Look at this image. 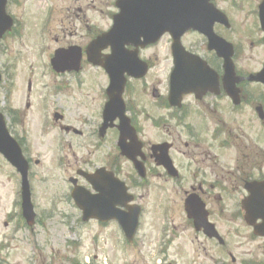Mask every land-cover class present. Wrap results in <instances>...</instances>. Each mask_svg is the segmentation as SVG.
<instances>
[{
  "label": "flooded vegetation",
  "instance_id": "flooded-vegetation-1",
  "mask_svg": "<svg viewBox=\"0 0 264 264\" xmlns=\"http://www.w3.org/2000/svg\"><path fill=\"white\" fill-rule=\"evenodd\" d=\"M82 1L72 0L71 2L70 0V3L67 5L69 8L67 9L68 18L66 21L56 20L55 22H57V26L61 25L58 28L59 33L62 35L68 32L70 37L76 35L79 31L76 25V22H78L80 29L86 30V42L82 41L81 38L80 41H76V44L61 45L52 50L48 47V49L46 48L47 52L51 50V53H56L69 48H77L82 54L89 44L110 29L111 22L117 12L114 4L118 0H111L109 3L110 9L105 14L108 26L105 29L94 25V19L99 22V16L95 14L99 13L100 8L97 9L95 7L94 1H92L93 5L86 3L87 7L83 5ZM221 1L223 0H216L215 4L217 5ZM262 2L263 0H244L241 3H237L238 7H236L235 0L226 2V6L222 9L225 10L223 13L228 19L229 27L215 25V33L232 43L233 46L235 43L242 44V38L251 35L257 39L258 45L262 47L263 33L259 11ZM34 4L42 5L40 3H30L26 6L25 10V2H22V0H9L6 12L12 19L13 27L3 37L1 45L8 37H17L23 28L24 19L26 21L33 19L28 26V30L35 26V33H37L39 27L40 30L45 29L46 24L52 18L53 12L61 14L60 10L55 11L53 9L56 6L43 5L44 12L42 15L36 14L37 19H34ZM241 6H244L246 10L242 9ZM233 10L237 14L239 11H244L243 13L246 14L248 24L244 20L243 23L245 25L235 23L234 20L235 24H232L229 15L231 19H234V17L232 18ZM243 13H239L241 17H243ZM86 18L85 25L83 20ZM69 19L70 22H68ZM250 21L251 24L249 25ZM69 26L70 29H66ZM185 40L190 45H184L183 51H188L196 60H199V64L203 63L206 69L207 63L213 69L215 67L214 70L219 76L218 96L207 92L200 98H197L193 94L183 95L179 104L170 108L166 100L167 95L161 99L154 92L152 94V97H154L152 101H156V99L160 103L165 101L166 106L160 104L156 111L157 113L154 116L149 114L148 117L147 115H138L140 112H147L146 106L142 104L143 102L146 103L145 95L147 94V90L144 88V83L138 85L145 78L143 77L144 79L142 80H127L124 92L127 101L125 104L126 117L130 122L131 128L134 130V140L136 141L132 144L130 140H127L125 145L136 149L135 159L139 162L143 172L142 178L137 174L132 163L121 157L116 148L118 133L116 126L118 123L108 124L103 120L102 111L107 99L105 91L108 80L105 78L103 84V81L99 82L103 78H95V75L101 73L99 71H92L90 73L92 68H87L85 74L89 73L90 82L96 90L98 101L94 104L93 108L91 105L95 100H93L92 104L88 101V105L85 107L88 110L87 112L90 111L89 116H86L83 120H71L65 113L60 112L62 107L65 106L64 101L60 100L54 103L50 99L46 101V97H44L42 99L44 102H39L41 96L47 92L48 88L45 84H39V82L33 84L28 80L25 92L22 91L26 100V103L22 105L25 111L22 112L20 109L21 90L19 88H15L14 99L16 98L17 100H14V107L8 106L4 108L8 119V129L23 149L26 159L30 164V154L27 150L29 137L24 135V130L20 132V136L16 132L17 125L23 124L24 113H31L30 119L25 120L29 129L39 119V129H37L36 135L39 140L45 141L48 137L44 140L42 139V135L44 138L50 130L55 132L56 136H54L53 146L61 153L67 148L71 149V145L67 141L68 136L76 140L83 137L84 132L88 131L89 140L87 144L92 150L88 151L87 158L80 157L78 159L76 155H73L75 161L73 164L69 163L67 156H64L62 166H60L64 172V178L67 181L76 179L78 185L87 187L86 182L79 176L81 172L90 174L98 171L103 175V180L97 186L104 189L108 188L112 176L119 179L125 185L127 194L133 198L131 203L119 206L118 209L122 212H127L128 207L136 205L140 207L141 215H143L145 204L142 202L143 199L138 190L151 185L154 180L161 181L166 179L171 181V189L174 190L172 194L167 192L168 189L162 191V205L160 206L161 209H159L160 212L158 211L159 215L165 213L170 217V222H166V225H138L133 238L129 239L124 237L115 222L104 224L93 221L98 227L97 236L100 237L101 231L106 229V227L114 231L113 236H119L123 245V264H135L132 261L131 254L138 253L140 256H143L142 253L145 252L152 255V260L150 258L146 259L143 256L144 258H140V261L141 263L145 262L144 264H264V237L258 236L255 232V229H258V233H262L260 230L262 227L261 221L258 219L253 220L254 216H258L263 211L261 208H264V205H259L257 199L261 192L264 197V187L263 184L260 185V183L264 182V92L261 93V89L263 88L259 84L251 83L247 80L250 73L241 67V61L237 62V49L235 46L236 57L233 63L235 66L236 83L231 91L230 87L225 89L221 83V68L223 63L214 52L208 51L207 39L202 35L189 31L183 35V42ZM53 41L57 45L59 41L58 37L54 38ZM128 46L124 45L122 49H119L118 46L110 47L105 54L119 51H135L137 59L148 66V71L151 68H155L158 58L161 57L159 52L154 50L157 48V45L136 49ZM8 47H3L4 51H7ZM16 49L19 52L22 46L18 45ZM106 50L103 49V53ZM146 51L149 52V55L142 54L146 53ZM167 54V57L170 58L169 66L171 70L172 54L170 46ZM80 64V69L75 74H79L84 69L82 65L83 59ZM124 64L127 65L128 63ZM29 67L30 65L26 69ZM49 69L52 75L63 79L58 83L50 84V88L55 93V87L57 85L62 86L61 83L63 81L68 82L69 79L63 77L65 73L60 75L54 67H49ZM69 73L74 74V72ZM7 76L9 75L7 74ZM12 78L13 82H19L21 75L19 77L12 76ZM37 81L39 80L37 79ZM36 89L39 91L38 95ZM229 90L232 93L231 95L228 94ZM151 108L154 110L155 106L151 105ZM167 109L171 110V114L167 112ZM163 110L166 111V115H163ZM97 112L98 116L96 117ZM35 115L37 116L36 118ZM212 116H218L214 124L207 122L208 118ZM165 118H169L167 126H161V129L167 131L166 136H170V141H167L165 138L163 139V137L162 139L159 137L155 142L148 141L147 135H152L153 131L151 129H155V127H145L144 124L148 120L150 122L165 121ZM77 121L79 122L78 125H73ZM169 123L171 124L170 126ZM104 124L106 125L105 128H103ZM22 129H24L23 126ZM107 142L113 144L114 151L102 154L101 147ZM160 145L167 147L168 159L172 165L170 173L156 162V156L159 155V152L154 151L153 148ZM32 162L35 166L39 165L38 160ZM121 162L123 165H120ZM222 171L227 172V175H224ZM150 179H153V181L149 183ZM159 186L164 188L162 184ZM37 197V193L32 192V201L36 214V222L33 228H28L25 225L21 215L16 216L18 222L15 225H9L10 223H4L3 225L5 228L12 226L13 232L23 230L29 235V245L30 247L32 246L33 253L32 257H29L28 254L24 257L27 259L26 264H36L39 254L43 249H48L52 260L57 257L60 264H80L74 258H67L68 250L76 246L74 243L69 244L63 239L55 241L54 247H51L49 241L46 239L44 243L46 247H40L35 243L38 241L35 236L40 221V214L48 215V212L43 209L38 211L39 207L37 208L38 205H36L38 201ZM60 198V200L67 202L68 193L66 188H64ZM164 198L168 200L167 204H165ZM175 198H178V201ZM255 199L257 200L255 201ZM50 203L52 204L53 202L50 201ZM186 205H188L191 211L202 210L207 215V221L212 225V232L210 231V233L213 236L207 233L206 225L203 228H197L193 221L188 219L185 210ZM176 212L181 214L182 219L179 222L175 220L174 214ZM249 213L250 216H248ZM246 219L250 220V222H247ZM40 227L43 233L48 230L46 225H41ZM21 240H25V235ZM196 244L200 245V247L197 248ZM207 246L212 252H210ZM5 250L12 251L10 247L4 246L2 243L0 245V264H11L9 256H7L8 254H4ZM256 254H260V258L256 257ZM96 258L94 256L93 259L96 260ZM104 259L107 260V258Z\"/></svg>",
  "mask_w": 264,
  "mask_h": 264
},
{
  "label": "rangeland",
  "instance_id": "rangeland-1",
  "mask_svg": "<svg viewBox=\"0 0 264 264\" xmlns=\"http://www.w3.org/2000/svg\"><path fill=\"white\" fill-rule=\"evenodd\" d=\"M84 1V2H83ZM82 3L84 6L87 4H92V1H94L95 7L100 8L99 13L95 14L96 16H99V22L94 19V25H97L101 29H105L108 26V20L105 16L106 11L110 9L109 3L111 0H83ZM230 0H223L220 2L223 6H226V2ZM244 0H235L236 7H238V2L241 3ZM22 2H25V10L26 6L30 3H40L42 5H35L33 8V17L34 19H37L35 16L36 14L42 15L44 12V6H56L55 11L60 10L61 14L58 12L52 13V18L49 20V22L46 24V27L44 30H37V33H35V26L28 30L29 24L32 22L33 19L26 21L23 20V28L21 29L20 35L18 38H15L12 40H7L6 46H9L7 51L8 54L5 55L7 51L1 52L0 54V61L1 63H5L6 59H8V63L12 64L16 62L15 71H11V75L13 77H19L21 75V81L15 85V88H19L21 90V110L22 112L25 111L24 106L22 105L26 103V100L24 99V94L22 91L25 92V85H24V78L26 73H31L32 77V83L37 84H45L48 88L47 92L41 96V99L39 102H43V98L46 97V101L49 99L53 101L54 103H57L58 101H64L65 106L62 107L60 112L65 113L66 116L71 120H83L86 116H89V112H87V108L85 107L88 105V101L90 104H92L93 100L94 103L91 105L92 108L94 104L98 101L96 90L91 85L89 73H86V69L89 68L88 66H84V69L76 75H70L65 74L63 77L69 79V81H63L61 83L62 86L57 85L55 87L56 91L53 93V89L50 88V84L58 83L62 81V78L53 79L56 76L52 75L49 64L52 60V53L51 50L57 46H65L70 45L72 43L76 44V41H80L82 38V41L87 40L85 38V32L86 30L80 29V25L78 22H76V25L79 29L76 35L69 36V33L66 32L65 34H60L58 28L61 27L57 26L56 20H62L66 21L67 17V5L70 3V0H22ZM72 2V0H71ZM81 2V1H80ZM79 2V3H80ZM44 5V6H43ZM75 6V5H74ZM77 6V5H76ZM80 6V5H79ZM87 7V6H86ZM52 8V7H50ZM241 8L245 9L244 6H241ZM246 10V9H245ZM234 11V10H233ZM244 11H239V13H243ZM238 13V14H239ZM231 19L230 15L229 18L232 22V24L238 23L243 24V20L246 21L248 24V20L246 19V14L243 13V17H241V14H237L236 11L232 13ZM235 14V15H234ZM237 17V18H236ZM250 18V17H249ZM86 19L83 20V23L86 25L85 22ZM234 20V22H233ZM70 22V19L68 20ZM72 22V20H71ZM44 23V22H43ZM75 24V23H74ZM251 24V21L249 25ZM246 27V26H245ZM66 29H70V26ZM71 31V30H70ZM36 34V35H35ZM58 37L59 41L56 45L53 41L54 38ZM241 39V38H239ZM243 42L245 43L244 49L242 51L239 49V58L238 61H241V66L246 71H256L257 69H260L262 62L264 61V46L260 47L261 45H258L257 39L255 37L245 36L242 38ZM169 40L164 39V41L158 46L155 51L159 52V55L161 56L158 58L156 62L155 68H151L148 75L145 76V80L142 83H139L138 85H142L144 83V88L147 90V94L145 95V102L142 104L146 106L147 112H140L138 115H147L149 117L150 115H155L158 109V106L160 104L162 106H166L165 101L160 103L159 100L156 99V101H152L154 97H152V94L155 92V94L159 95L161 99L165 98L166 96V74H167V68L170 65V58L167 57V50L169 51ZM21 45L22 49L19 51L18 54L17 50H9L10 46H18ZM259 46V47H258ZM48 47L51 48V50L47 49ZM17 48V47H15ZM47 48V49H46ZM41 49V50H40ZM45 50V52H44ZM108 52V49L104 51V53ZM149 52L146 51L144 54H148ZM149 55V54H148ZM17 56H18V62H17ZM145 57H147L145 55ZM30 65L28 69L26 67ZM170 67V66H169ZM92 68V67H91ZM92 71H101L100 69L92 68L90 73ZM103 75L96 74L95 78H100ZM92 78V76H91ZM37 79L39 81H37ZM104 79H101L99 82L104 83ZM10 82V77H9ZM101 84V86H102ZM100 86V89H101ZM6 87V86H5ZM62 87V88H61ZM36 88V87H35ZM37 90V89H36ZM14 92L15 89L12 91L11 99L13 101L11 102V106L14 107ZM101 93V92H99ZM262 93V90H261ZM39 94V91L37 90V95ZM7 95V91L2 88L0 90V100L3 102V105L5 108H7V103L5 102V96ZM143 100V98H142ZM63 102V104H64ZM152 106H155V109L153 110L151 108ZM10 106V105H9ZM144 108V107H141ZM94 112V110H92ZM167 112L171 114V110L167 109ZM163 115H166V111L163 110ZM23 117V124L17 125L16 132H18L20 136V132L24 130V135H27L29 137L27 150L28 154L31 159H39L41 165L37 167H33L31 170V178H30V185L31 190L34 193H37V208L39 207L38 211L41 209L48 212V215H42L40 214V221L37 227V234L36 238L38 239L37 242H35L40 247H46L45 239L49 241L51 247H54V242L60 239H63L66 242H76V246H73L70 248L67 252V258H74L78 263L84 264L88 261V264H123V245L119 239L118 235H114V231L108 227L101 231L100 237L97 236L98 227L93 222L83 223L80 220V213L74 208L73 204L69 200V193H70V185L67 182L66 178H64L63 171L61 168V163L64 159V156H67V160H69V163L71 162L73 164L74 158L73 155H76L78 159L80 157H86L88 151H91L92 149L88 146L87 142L89 140V133L88 131L84 132V136L81 138H77L76 140L74 138H71L70 136L67 137V141L69 145H71V149L67 148L63 151L61 154L60 162L56 152V150L53 149V140L55 132L50 130L48 132V135L44 136L42 135V139H47L45 141H41L37 138V129H39V119L35 121L34 124L31 125V129H29V126H27V123L25 120L30 119L31 113L26 112L24 113ZM98 116V112L96 117ZM25 117H27L25 119ZM37 116L35 115V118ZM170 118V117H169ZM169 118H165V121H147V123L144 124L145 127H155V129H151L153 131L152 135H147V139L150 142H155V140L159 139V137L162 139L165 138L167 141H170V136H166L167 131L161 129V126L166 125L167 126V120ZM218 116H212L208 118V121L210 124H214L217 121ZM78 121L74 122L73 125L77 124ZM171 124L169 123V126ZM21 126V127H20ZM22 126L24 129H22ZM158 127V128H157ZM169 134H171L169 132ZM250 136V135H249ZM246 139V138H245ZM84 147V148H83ZM102 154H106L108 152H113L114 147L111 142L105 143L101 147ZM241 150V149H240ZM58 158V159H56ZM81 158V159H82ZM55 159V161H53ZM120 165H123L121 162ZM224 175H227V172L222 171ZM71 174V173H69ZM153 179L149 180V183L152 182ZM19 178L14 173L13 169L9 167L0 157V244H4V246L10 247L12 251H4V254H8L9 256V262L11 264H26V257L27 254L29 257H32V246L30 247V237L27 234V232L21 230L20 232H11L12 226L9 228H5L3 225L4 223H10L9 225H15L17 221L16 216L20 214L19 209V195H17V191L19 189ZM162 184L164 188H161L159 185ZM172 183L170 180L163 179L161 181H153L151 185L145 186L142 189L138 190V193L142 196V202L145 204V212L143 215V219L141 222V225H163L170 222V217L166 215L165 213L159 215L158 211L161 209L162 201H161V193L164 190H167L170 194H172L174 189H171ZM64 188L67 189L68 198L67 202L65 200H60V196L64 190ZM172 196V195H171ZM170 196V197H171ZM174 198V197H173ZM56 200L58 201L56 203ZM176 201H178V198H175ZM50 201L53 203L51 204ZM165 204L168 203V200L164 198ZM17 202V203H16ZM56 203V204H55ZM43 212V213H46ZM47 214V213H46ZM163 215V216H162ZM165 215V216H164ZM175 220L179 222L181 220V214L176 212L174 214ZM22 225L21 223H19ZM41 225H46L47 229L45 233L42 232ZM169 225V224H167ZM58 229V230H57ZM25 235V240L22 241V237ZM6 236V241L3 240V237ZM96 237V238H95ZM51 238V239H50ZM55 238V239H52ZM115 238V240H113ZM197 248L200 247V245H195ZM209 246V245H208ZM207 246V247H208ZM56 248V247H55ZM210 250V248L208 247ZM210 252H212L210 250ZM147 253V252H145ZM142 253V255L147 259L150 258L152 260V255ZM51 253L45 249L41 250L39 254V258L36 261V264H60L58 262V258L52 260V257L49 256ZM130 254V253H129ZM97 257L96 260L93 258ZM143 256H140L138 253L131 254L132 261L135 262V264H144L141 263L140 258ZM260 254H256V257L260 258ZM6 257V256H5ZM143 257V258H144ZM104 258H107L105 260ZM140 261V262H139ZM154 263V262H153ZM151 264V263H148Z\"/></svg>",
  "mask_w": 264,
  "mask_h": 264
},
{
  "label": "water",
  "instance_id": "water-1",
  "mask_svg": "<svg viewBox=\"0 0 264 264\" xmlns=\"http://www.w3.org/2000/svg\"><path fill=\"white\" fill-rule=\"evenodd\" d=\"M124 2V0H122ZM208 1L205 0V4H207ZM3 5H4V0L2 2H0V15L2 13V10H3ZM201 6H203L201 0H195V13L197 11V9ZM193 6V4H192ZM184 7V4L181 2L180 3V8L182 9ZM0 21H1V16H0ZM191 25H187V26H184L182 27L181 29V32L187 30L188 28H190ZM5 26L2 27V25L0 26V37L1 35L4 33L5 31ZM168 29L166 28H163V32L167 31ZM160 33H162L161 29L159 31ZM179 33V34H182V33ZM229 68V67H228ZM231 72V69L229 68L227 71H226V75H229V73ZM232 73V72H231ZM232 78V77H230ZM229 78H226L225 79V82H229ZM254 80H262V82L264 83V69L263 71L261 72V74L258 75V77H256ZM175 90H179V88H173ZM0 153L7 159V161L13 166L15 167L20 173H21V176H22V190H23V196H22V208H23V211H24V214L25 216L28 218V220L32 219L33 218V212H32V207H31V204H30V201H29V191H28V184H27V180H26V172H27V169H26V166L25 164L23 163L22 159H21V154H20V151L18 149V147L10 140V138L8 137L7 133H6V130H5V127H4V122L0 116ZM91 184H92V177L89 178L88 180ZM83 193H86L84 192L82 189H75L73 191V194H72V198L73 200L75 201V204L77 205V207H79L82 211H83V220H88V219H91L95 216H98L97 213L101 212V211H96L94 212L92 210L91 207H87L89 205H91V201H89L90 203L86 204V200L83 201L85 198H81V196L83 195ZM135 210L132 209L131 211V215L134 216L135 214ZM260 218L262 221H264V214L260 215ZM135 219L136 217L132 218V221H130L129 219L123 221L121 223V221L119 220V223L123 226V225H135ZM101 220H104L101 219ZM198 222H202L201 220H199ZM202 224V223H200Z\"/></svg>",
  "mask_w": 264,
  "mask_h": 264
}]
</instances>
